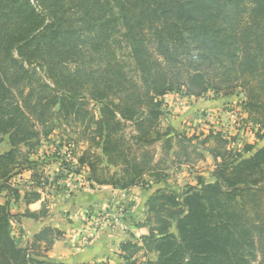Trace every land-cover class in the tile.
<instances>
[{"label": "trees", "instance_id": "1", "mask_svg": "<svg viewBox=\"0 0 264 264\" xmlns=\"http://www.w3.org/2000/svg\"><path fill=\"white\" fill-rule=\"evenodd\" d=\"M35 1L40 11L30 0H0V144L7 136L10 146L0 153V192L23 168L14 170L30 163L37 126L48 135L57 113L84 123L97 144L100 153L87 150L77 158L91 180L122 190L147 175L162 180L168 162L193 165L203 158L192 137L161 130L168 94L240 88L247 109L264 113V0ZM118 22L129 46L127 65L108 50ZM90 100L100 106L98 117L88 110ZM212 135L223 146L230 142L210 131L200 144ZM204 149L215 163L214 180L199 177L182 193L156 190L147 202L148 232L140 244H120L123 264H248L256 243L264 248V145L239 161L230 149ZM9 191L18 201V190ZM39 198L24 195L26 203ZM9 203H0V264H62L44 259L60 230L45 226L26 246L14 236L20 217L37 219L45 210L14 213Z\"/></svg>", "mask_w": 264, "mask_h": 264}, {"label": "rangeland", "instance_id": "2", "mask_svg": "<svg viewBox=\"0 0 264 264\" xmlns=\"http://www.w3.org/2000/svg\"><path fill=\"white\" fill-rule=\"evenodd\" d=\"M30 2L37 11L41 10L40 5L35 0H30ZM113 11L117 12L115 8H113ZM108 42L109 52H114L116 59L127 65L130 61L129 46L119 22L113 28ZM36 71L39 72L44 81L49 82L38 67H36ZM163 99L164 114L160 118L161 130L164 131L167 127H170L176 133L183 134L186 137H192L191 143L198 147L203 158L199 159L193 165H179L174 164L175 162H168L169 167L166 169L167 175L162 180L152 184L150 183L152 180L147 175L143 177V180L136 183V185L125 189V192L115 195L116 201L118 202L116 205H119L115 206L116 209L120 212L123 211V214L129 211L131 225L139 224L146 227V233L148 232V227L151 225V222L147 220L149 216L147 202L156 190H172L182 193L188 188L196 186L199 177L206 181L214 180L212 172L215 163L212 155L204 148H215L218 150L230 149L235 154L231 156L235 157L238 154L240 155L237 157L239 161L242 158L252 156L256 150L264 145V137H262V133L264 132V113L261 112L262 108L250 107L247 109L245 103L248 98L240 88H236L233 92L229 93H215L213 90H208L200 97L186 95L183 92H175L168 94ZM87 107L94 117L99 116L100 106L98 103L90 100ZM53 110L57 113L59 104ZM51 124L52 130L48 135L44 134L45 136L42 134V127L37 126L40 137L34 149L31 151L30 163L14 170L18 172L23 168L20 173H14L5 182L9 188L18 190L21 199L28 193L39 194L41 208L45 210V213L49 210L48 206L56 202V199L60 195H67L70 198V196L77 192H84V189L89 190V187L95 186L90 178L88 166L86 164H79L77 158L83 151L87 150L100 153L97 144L91 141L89 131L83 129L85 125L81 121H73L72 118H68L66 121L57 113L56 117L52 119ZM124 125L125 128L123 131L125 132L126 138L129 139L133 134V124L128 121ZM210 131L222 134L227 139H230V142L223 146V143L212 135L209 136L206 143L200 144L210 134ZM247 145H251L253 148L247 151ZM9 148L10 146L6 136L0 144V153ZM152 148L156 150V155L158 156L160 142L154 144ZM101 157L103 158L102 154ZM171 159L172 156H169V160ZM103 165L102 163L100 166ZM2 182L4 181L0 180V184ZM9 188L5 187L0 192V201L9 200L10 202V200L14 199ZM57 202L59 204V202H62V199L60 198V201ZM11 207L12 212L18 213L14 203L11 204ZM143 208H145V211ZM115 210L112 209L111 211L106 208L83 211L85 214L83 215L81 224L78 227L76 226L77 228H73L71 232L72 236H76L77 238L75 243L78 245L79 240L87 243L82 233L87 216L108 213L112 218L113 228L116 226L119 213ZM123 216L122 218L125 219L126 217ZM12 227L14 236L19 238L21 246H26L32 242V237L26 235L20 224H13ZM20 227L23 229L22 234L19 232ZM112 228L104 229L100 235L104 231L111 230ZM171 230L174 231L175 229L172 228ZM60 231L62 232L61 237H63L64 231ZM99 236L93 239H97ZM39 244L40 251L44 252V244ZM149 256L154 257L155 254L151 253ZM136 257L141 260L144 259V251L138 252ZM248 264H264V248L261 244L256 243L255 257Z\"/></svg>", "mask_w": 264, "mask_h": 264}, {"label": "crops", "instance_id": "3", "mask_svg": "<svg viewBox=\"0 0 264 264\" xmlns=\"http://www.w3.org/2000/svg\"><path fill=\"white\" fill-rule=\"evenodd\" d=\"M150 183L156 182L151 181ZM93 184L95 183L93 182ZM84 190V192L80 191L73 194L70 198L67 195H60L56 199V202L48 206L49 210L44 216L37 219L22 216L20 217V225L28 237H32L45 226L64 231L63 237L55 240L50 249L45 253L44 259L49 262L62 264L88 262H97V264H123L124 262L118 256L120 244L127 240L139 241L140 244L139 237L146 233V227L139 224L131 225L129 211L123 214V211L120 212L116 209L115 206L119 205H116L118 202L115 195L125 192V189L114 188L111 185L95 184V186L89 187V190ZM60 198L62 202L58 204L57 201H60ZM40 200L26 203L23 197L22 199L19 197L18 201L10 200L9 207L12 209L11 204L14 203L18 213H22L25 209L37 211L41 208ZM5 201H0V203H4ZM106 208L111 211L112 209H116L115 211L119 212L116 226L111 230L104 231L99 238L87 241V243L79 240L77 245L75 243L77 238L76 236H72L71 232L73 228L81 224L83 215L85 214L83 211ZM143 209L145 211V208ZM121 215H124L123 217L126 218H122Z\"/></svg>", "mask_w": 264, "mask_h": 264}, {"label": "built area", "instance_id": "4", "mask_svg": "<svg viewBox=\"0 0 264 264\" xmlns=\"http://www.w3.org/2000/svg\"><path fill=\"white\" fill-rule=\"evenodd\" d=\"M111 216L106 214H98L93 216H87L85 218L82 233L84 235V240L93 239L98 237L104 229H110L113 226Z\"/></svg>", "mask_w": 264, "mask_h": 264}]
</instances>
